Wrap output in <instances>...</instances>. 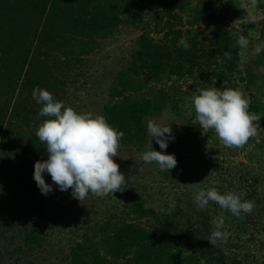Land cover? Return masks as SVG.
Segmentation results:
<instances>
[{
    "label": "trees",
    "instance_id": "trees-1",
    "mask_svg": "<svg viewBox=\"0 0 264 264\" xmlns=\"http://www.w3.org/2000/svg\"><path fill=\"white\" fill-rule=\"evenodd\" d=\"M191 3L192 0H0V89H7V94H0V232L7 228L4 216L16 203H31L29 215L38 225L46 217L44 203L37 197L34 166L36 161L48 158L47 149L35 135L37 129L23 128L35 120L34 114L41 109L36 105L42 106L33 102V90L39 87L57 95V85L66 81L55 72L82 60L79 55L93 52L98 38L113 35L123 23L144 29L128 67L115 75L109 91L111 98L102 107L108 123L125 133L121 144L138 150L149 139L147 119L160 114L169 102L178 106V86L168 89L153 86L148 80L159 82L176 77L179 81L194 77L205 66L211 72L210 82L216 78L215 87L219 88V82H225L228 73L237 69L241 49L235 44L233 29L221 18L217 0H197L193 8ZM152 7L160 9L148 21H138ZM188 11L186 23L190 28L184 29L183 15ZM204 21L209 22L208 37L195 28ZM157 34H162L160 39ZM200 37L214 47L205 46ZM182 38L190 45L187 51L180 44ZM226 51L231 59L224 55ZM214 64L219 67L214 68ZM250 74L241 79L250 83ZM246 87L245 92H251L249 111L261 116V106L252 99L249 85ZM263 121L262 118L258 123L262 125ZM247 175H242L239 187L249 190L246 197L250 200L256 196L250 187L257 181L248 185L251 179ZM123 192L130 202L124 216L115 213L96 221L91 234L70 246L66 255L69 264H250L247 255L244 259L228 255L207 240L215 228L210 209L194 214L178 205L172 212H160L145 207L140 195L128 189ZM259 202L263 203L262 198ZM253 211L263 217L259 206L255 205ZM143 218L153 219L152 228L142 224ZM42 230H26L17 249L20 256L27 257L43 246Z\"/></svg>",
    "mask_w": 264,
    "mask_h": 264
},
{
    "label": "rangeland",
    "instance_id": "rangeland-1",
    "mask_svg": "<svg viewBox=\"0 0 264 264\" xmlns=\"http://www.w3.org/2000/svg\"><path fill=\"white\" fill-rule=\"evenodd\" d=\"M222 9V20L233 29L235 44L240 36L248 40L246 48L240 47V57L237 61V69L228 73L225 82H219V88L241 89L245 92L246 85L252 91V99L262 108L264 120V0H258L255 10L257 20L249 23L244 5L250 4V0H217ZM197 0H192L190 8H193ZM159 7L147 9V15L140 16L138 21H148L151 14L157 12ZM189 11L184 13L181 25L184 29L190 26ZM209 22L204 21L195 26L201 29L208 37ZM142 26L131 23H123L116 32L104 38H98V45L90 54L79 55L82 60L74 61L64 71L55 74L64 79V85L59 84L56 100L62 101L65 106H71L81 113H92L102 115V107L110 100L109 91L115 75L128 67L133 51L138 47L139 36L143 33ZM162 34H157L160 39ZM204 45L213 48L214 45L208 39L200 37ZM81 47L77 45V50ZM259 48V50H257ZM64 58V57H62ZM79 57L77 56V59ZM53 60V59H52ZM220 65L222 59H218ZM218 68L219 64L213 65ZM250 74V83L242 80ZM210 71L203 66L198 69L195 76H186L181 80L173 77L172 80L156 81L148 80L151 85L165 86L170 89L171 85L178 86V106L169 102L165 109L158 115L149 117L147 120H155L158 123L168 125L173 129L175 139L169 140L168 148L161 149L155 139L149 137L147 145L138 150L132 146L123 145L119 149L120 157H115L120 170L129 179L128 191L142 197L145 207H152L160 212H172L180 205L187 211L197 214L206 208L211 210L210 218L212 224L219 218H224L222 231L229 234L226 242L218 241L217 244L223 248L228 255H238L244 259L249 258L250 264H262L264 260V121L259 124L258 136L251 138L243 148H229L224 146L213 131L203 133L195 118L192 99L198 95L200 90L215 87L216 78H212ZM204 76L206 78H204ZM206 79V80H205ZM7 94V89H0ZM249 92V91H248ZM245 92L250 98L251 92ZM35 100H33L34 102ZM36 103V101L34 102ZM39 109L40 106L36 105ZM40 111V110H39ZM31 126L27 124L24 129H37L47 119L39 112L34 114ZM4 131V127H3ZM175 154L178 165L170 172H162L158 165L145 163L142 154L153 150ZM247 173L248 185L255 191V198L250 199L263 213L257 215V211L250 214H241V217L233 216L230 212L221 209L217 204L210 202L209 205L200 210L194 202V195L201 189L216 187L221 193L243 191L242 199H247L249 190L239 187L240 178ZM48 184L52 185L53 191L48 195L42 194L37 188V197L44 203L45 218L41 224L34 222V217L29 213L32 211L31 203H16L11 212L4 216L7 228L0 232V264H69L67 254L71 245L83 240L92 230L93 224L112 214L119 213L124 216L129 200L124 192H116L114 196L96 197L89 195L82 203L74 199L71 189L60 191L53 184L51 176L45 177ZM248 191V192H247ZM250 193V192H249ZM262 198V202L259 200ZM30 209V211H29ZM143 225L152 228L153 219L143 218ZM43 232V246L37 247L27 257L17 253L23 235L29 229Z\"/></svg>",
    "mask_w": 264,
    "mask_h": 264
},
{
    "label": "clouds",
    "instance_id": "clouds-1",
    "mask_svg": "<svg viewBox=\"0 0 264 264\" xmlns=\"http://www.w3.org/2000/svg\"><path fill=\"white\" fill-rule=\"evenodd\" d=\"M258 0H250L244 5L249 23H255V10ZM238 45L248 46V40L240 36ZM180 44L187 51L190 45L182 38ZM259 50V48L257 49ZM229 59L231 54L224 53ZM32 98L42 105L39 115L47 117L38 127L35 135L47 149L48 158L36 161L34 180L42 194L48 195L53 191L52 185L44 178L47 173L53 184L60 191L71 189V195L81 203L89 197L114 196L116 192L127 189L129 179L120 170L115 157H120L119 149L125 133L110 125L103 115L81 113L71 106H65L62 101L55 99L53 93L39 87L32 92ZM195 118L203 133L213 131L219 141L229 148H243L251 138L258 136L259 121L262 117L250 112L251 99L241 89L217 88L200 90L192 99ZM147 134L151 142L155 139L161 149H167L169 140H174L173 129L168 125L149 120ZM145 163L156 164L162 172H170L178 165L175 154L153 150L142 154ZM243 191L221 193L216 187L201 189L194 195L198 209H205L210 202L233 216L250 214L255 204L243 200ZM215 228L208 241L215 246L218 241L226 242L229 234L222 231L224 218L215 221Z\"/></svg>",
    "mask_w": 264,
    "mask_h": 264
}]
</instances>
